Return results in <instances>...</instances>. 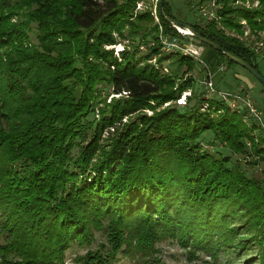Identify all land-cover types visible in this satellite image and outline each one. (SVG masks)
Returning a JSON list of instances; mask_svg holds the SVG:
<instances>
[{
  "label": "trees",
  "instance_id": "1",
  "mask_svg": "<svg viewBox=\"0 0 264 264\" xmlns=\"http://www.w3.org/2000/svg\"><path fill=\"white\" fill-rule=\"evenodd\" d=\"M139 1L0 0V264H65L70 246L89 245L96 232L109 250L87 251L78 264H110L120 251L148 255L165 238L212 264L255 244L257 257L244 264H264V181L229 165L254 155L264 176V129L203 94L177 106L193 89L182 77L195 61L161 53L160 33L182 36L161 16L160 0L158 22L150 10L135 13ZM234 1L215 0L218 19L191 26L264 78L256 54L226 33H241L240 20L264 31V0H249L255 9ZM163 12L176 19L168 0ZM117 38L153 44L139 58L124 45L117 57L105 49ZM170 61L180 77L162 72ZM108 86L118 97L106 102L100 89ZM206 132L224 153L202 150Z\"/></svg>",
  "mask_w": 264,
  "mask_h": 264
},
{
  "label": "rangeland",
  "instance_id": "2",
  "mask_svg": "<svg viewBox=\"0 0 264 264\" xmlns=\"http://www.w3.org/2000/svg\"><path fill=\"white\" fill-rule=\"evenodd\" d=\"M213 1L214 0H168V3L171 7L172 14L176 17L177 20L183 23H187L189 25L203 26L206 22L209 21V14H213L217 10V4L213 5ZM238 1L240 2L238 4V7L241 8H244L246 6L247 2L245 1H248V4L251 5L249 9H255L258 7V4L256 6H253V4L255 3L254 1L253 3L249 0ZM140 4H142L140 8H138L136 4L135 13L143 12L145 10H150L151 12H153L155 8V0H142V3ZM233 6H237L236 0L233 2ZM240 22L241 20L239 21V23ZM241 26V33L228 30H226V33L231 37L238 39L239 42L245 44L246 47H248L252 52L256 54V63L258 65V69L264 75V31L251 32L250 27H248L247 24H241ZM30 36L32 42L36 43L34 35L31 34ZM180 38H182L183 41L189 40V37ZM147 41L148 42L144 45H140V42L138 40H135L131 45L133 48L138 49V58L143 57L146 53H148L149 46L153 44L151 38H148ZM116 43V45L107 46L105 47V49H113L114 54L117 57L119 56V53L124 49V45H127L129 49L131 48V46H129L130 44L128 40L122 41L121 39L119 40V38H117ZM194 43L198 44L197 42ZM161 53L166 56L172 55L163 52L162 47ZM201 59L207 66L208 70L213 74L212 80L217 89L233 93H237L241 90L240 85L242 84L240 77H242V75L249 74L246 70L237 65H232L231 67H228L226 61H220V57H218L216 53L210 48L202 47ZM155 61L156 59L155 57H153L150 62L154 64ZM163 65L169 68L170 72L178 77H180L183 73L182 70L176 68V66L172 64V61L165 62ZM220 68H223L222 71H220ZM194 71H196V74ZM205 73L206 72L201 66H197L195 70L185 73L182 79L193 80L194 86L193 89H189L184 92H190L195 95V97H198L199 94H203L204 97L201 81L205 77ZM250 79L255 81L256 84H259L252 76L250 77ZM258 86H260L259 88L261 89V85ZM184 92H182L180 98L176 101L177 106L181 110H185L184 105H180L181 102L179 101H183L185 99ZM111 93L112 92L110 86L102 87L100 89L101 98H104L106 102H109L110 98L113 96ZM261 94V98L259 97L260 93L259 95L257 94V97L251 94L250 95L256 106L263 112L264 93L261 91ZM115 97L118 96L115 95ZM193 103L194 101H192L191 104ZM89 118L91 120L93 117L89 116ZM95 118L96 120L98 119L97 116H95ZM125 120L126 119L124 118L123 121L125 122ZM90 134H92L91 130H89V133L87 134V139L88 135ZM212 139V135L209 132H206L202 139L199 140V142L201 143L200 146L202 150H205L210 154L214 155L217 152H223L224 148H222L221 145H219ZM76 151L77 149L74 151V154H76ZM234 164L240 166V168L244 171L247 177H255L257 178V180L264 181V176L261 172L263 168V163L259 162V160H257L254 155H249L246 157L234 155L229 165L232 166ZM261 186L264 190V182H262ZM93 236L94 238L89 245L79 246L77 245V243L71 245L64 256L65 264H78L76 259L84 255L87 251L99 249L101 250V252L104 253L109 250V244L107 243V241H105L106 238L103 232H96ZM1 242L2 236H0V243ZM187 252V249L182 248L174 239L165 238L155 243L154 251L150 252V254L148 255H143L141 252L138 253L135 250L132 251L130 255L124 253L123 251H120L114 259L110 260V264H212L210 258L204 255L203 253L195 251L194 255L196 257H191L188 256ZM257 253V245H248L247 249L240 253H223L216 264H244V258H256ZM255 264H259L258 261H255Z\"/></svg>",
  "mask_w": 264,
  "mask_h": 264
},
{
  "label": "built area",
  "instance_id": "3",
  "mask_svg": "<svg viewBox=\"0 0 264 264\" xmlns=\"http://www.w3.org/2000/svg\"><path fill=\"white\" fill-rule=\"evenodd\" d=\"M157 1L158 0H155V8L152 12V15L155 18L156 22H158V19L156 17ZM245 2H247L245 6L246 9H249L251 5L248 4V1H245ZM254 2L255 3L253 4V6H256L258 2L257 1H254ZM140 3H142V1H139L137 3L138 8H140L142 5ZM239 3L240 2L236 0L237 6ZM213 5H216L215 0L213 1ZM216 6L218 10L220 6L218 5ZM216 11L213 14H209L210 15V17H208L209 20L218 19V16L216 15L217 13ZM240 23L243 25H246V22L244 20H241ZM176 29L178 30V32L180 33L182 37H189V40L183 41L182 38L178 36H169V35H164L160 33L159 41H160V45L162 46L163 52L167 54H179V55L192 58L196 63V68L197 66H201L203 70L206 72L205 77L201 81L202 83L201 85L203 87L204 98L206 100H212V99L217 100L223 103V105L226 107V109L229 112L240 114L242 116V121L245 123V125L250 127L253 124L257 128L264 129L263 112L256 106V104L252 100L250 93L244 90H240L237 93H233V92H227V91H222V90L217 89L212 80L213 74L208 70L207 66L201 59L202 47L194 43L195 41H193L191 34H184V32L179 30V28H176ZM222 69L223 68H220V71H222ZM161 70L162 72L167 73L168 68L163 66ZM194 72L196 74V71ZM184 94H185V99L183 101L179 100L181 102L180 105H185L186 97L190 96L191 93L184 92ZM207 107H208V103H204L201 110L204 111L205 109H207ZM148 113L150 114V112ZM245 144H246V147L249 148L250 143L247 140H245Z\"/></svg>",
  "mask_w": 264,
  "mask_h": 264
},
{
  "label": "water",
  "instance_id": "4",
  "mask_svg": "<svg viewBox=\"0 0 264 264\" xmlns=\"http://www.w3.org/2000/svg\"><path fill=\"white\" fill-rule=\"evenodd\" d=\"M165 0H160L159 2V12L162 17H164L173 27L182 29L184 31H187L189 34H191L192 37L197 39L200 42H203L204 44H207L211 48L221 52L226 56V58L230 59L234 63H236L238 66L246 70L253 78H255L263 87H264V78L255 70L252 66L248 65L244 60L238 58L237 56L233 55L232 53L222 49L220 46H218L215 43H212L210 40L200 36L191 25L187 23H183L177 19L167 17L165 13L163 12V3Z\"/></svg>",
  "mask_w": 264,
  "mask_h": 264
},
{
  "label": "crops",
  "instance_id": "5",
  "mask_svg": "<svg viewBox=\"0 0 264 264\" xmlns=\"http://www.w3.org/2000/svg\"><path fill=\"white\" fill-rule=\"evenodd\" d=\"M250 75L246 74V75H242V77H240L241 80V84L240 85V89L249 92L251 95H254L257 97V94L259 95V97L261 98L262 94H261V89L259 88L260 84H256L255 81H253L252 79H250Z\"/></svg>",
  "mask_w": 264,
  "mask_h": 264
},
{
  "label": "bare ground",
  "instance_id": "6",
  "mask_svg": "<svg viewBox=\"0 0 264 264\" xmlns=\"http://www.w3.org/2000/svg\"><path fill=\"white\" fill-rule=\"evenodd\" d=\"M179 30H181L182 32H184V34H189L187 31H184L182 29H179Z\"/></svg>",
  "mask_w": 264,
  "mask_h": 264
}]
</instances>
